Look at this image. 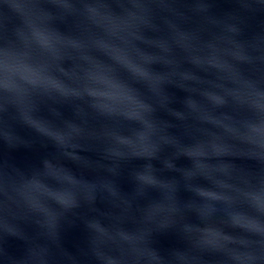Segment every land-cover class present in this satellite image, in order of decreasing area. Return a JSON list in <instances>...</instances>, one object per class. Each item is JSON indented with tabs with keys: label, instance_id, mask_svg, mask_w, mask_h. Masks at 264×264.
<instances>
[{
	"label": "water",
	"instance_id": "obj_1",
	"mask_svg": "<svg viewBox=\"0 0 264 264\" xmlns=\"http://www.w3.org/2000/svg\"><path fill=\"white\" fill-rule=\"evenodd\" d=\"M42 43L39 133L4 85ZM108 57L146 73L133 140L76 100L112 107ZM0 264H264V0H0Z\"/></svg>",
	"mask_w": 264,
	"mask_h": 264
},
{
	"label": "clouds",
	"instance_id": "obj_2",
	"mask_svg": "<svg viewBox=\"0 0 264 264\" xmlns=\"http://www.w3.org/2000/svg\"><path fill=\"white\" fill-rule=\"evenodd\" d=\"M48 47L47 43L40 44L43 51L26 57V62L15 73L6 66L5 81L15 75L16 83L13 86H9L7 83L4 85L5 93L12 95L18 106L21 120L39 133L40 130L33 125L26 116V112H32L37 103L54 102L53 93L61 94L59 89L47 87L48 82L53 80L57 74H63V70L56 63L58 57L47 54ZM108 59L112 60L111 57H108ZM109 72L112 82L120 89L118 94L106 93L103 96L112 107H102L95 104L93 102L95 97L88 93L85 96L76 97V100L83 105L81 111L87 109L100 120L106 122V126L117 136H126L130 140L136 139L142 134L146 125L155 128L149 119L151 108L147 101L143 99L144 93L138 87L139 84L147 80L146 73L133 71L127 65H122L115 60H112V64L109 65ZM218 103L221 106L228 107L225 101H219ZM127 106H132L133 110H127ZM242 108L243 106L237 105L232 111L230 119L233 121L248 119V117L241 114L240 109ZM32 119L35 118L32 116ZM55 142L57 143V141ZM57 144L61 147L64 146V144Z\"/></svg>",
	"mask_w": 264,
	"mask_h": 264
}]
</instances>
